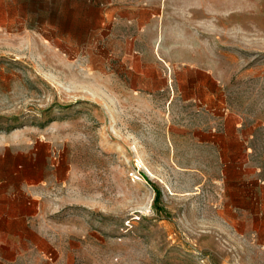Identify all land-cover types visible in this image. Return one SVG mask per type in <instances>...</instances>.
I'll list each match as a JSON object with an SVG mask.
<instances>
[{"label":"rangeland","instance_id":"rangeland-1","mask_svg":"<svg viewBox=\"0 0 264 264\" xmlns=\"http://www.w3.org/2000/svg\"><path fill=\"white\" fill-rule=\"evenodd\" d=\"M12 169L40 264H264V0H0Z\"/></svg>","mask_w":264,"mask_h":264},{"label":"crops","instance_id":"crops-1","mask_svg":"<svg viewBox=\"0 0 264 264\" xmlns=\"http://www.w3.org/2000/svg\"><path fill=\"white\" fill-rule=\"evenodd\" d=\"M137 16L135 11L128 15L134 19ZM140 73L142 77H148L147 72ZM20 177L22 183L31 181L25 172ZM16 179L17 174L12 169V215L7 218L0 217V236L8 238L0 239V250L2 245H7V250H12V257L0 253V264H40L39 257L28 252L48 246V235L53 226L46 222L42 213L44 202L34 200L32 196L22 192L24 190L16 185ZM18 191L21 193L17 194Z\"/></svg>","mask_w":264,"mask_h":264},{"label":"bare ground","instance_id":"bare-ground-1","mask_svg":"<svg viewBox=\"0 0 264 264\" xmlns=\"http://www.w3.org/2000/svg\"><path fill=\"white\" fill-rule=\"evenodd\" d=\"M152 173V172H151Z\"/></svg>","mask_w":264,"mask_h":264}]
</instances>
